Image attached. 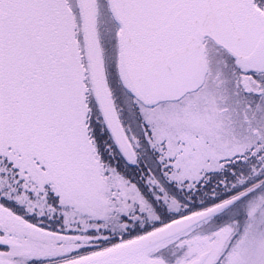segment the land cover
Here are the masks:
<instances>
[{"label": "snow or ice", "instance_id": "1", "mask_svg": "<svg viewBox=\"0 0 264 264\" xmlns=\"http://www.w3.org/2000/svg\"><path fill=\"white\" fill-rule=\"evenodd\" d=\"M0 264H264V0H0Z\"/></svg>", "mask_w": 264, "mask_h": 264}]
</instances>
